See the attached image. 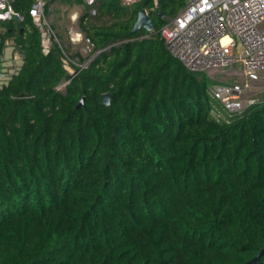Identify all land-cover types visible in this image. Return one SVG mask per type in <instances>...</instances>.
Instances as JSON below:
<instances>
[{
    "label": "trees",
    "instance_id": "16d2710c",
    "mask_svg": "<svg viewBox=\"0 0 264 264\" xmlns=\"http://www.w3.org/2000/svg\"><path fill=\"white\" fill-rule=\"evenodd\" d=\"M187 2L141 0L100 26L86 7L98 54L75 76L58 43L43 51L34 0L0 22V51L25 52L0 87V264H264V100L217 121L211 78L131 32L140 9L158 30Z\"/></svg>",
    "mask_w": 264,
    "mask_h": 264
},
{
    "label": "built area",
    "instance_id": "2783aa9c",
    "mask_svg": "<svg viewBox=\"0 0 264 264\" xmlns=\"http://www.w3.org/2000/svg\"><path fill=\"white\" fill-rule=\"evenodd\" d=\"M15 1L0 0V22L22 20ZM102 1L105 0H83L92 14H96L97 4ZM119 1L131 6L141 0ZM47 3L48 0H34L30 8L43 51L48 53L58 43L64 52L65 68L75 76L95 55L83 62L68 56L46 18ZM154 33L164 38L168 51L186 68L211 78L210 113L217 121L230 122L231 117L258 102L257 86L264 82V0H188L160 29L151 32ZM85 41L93 51L91 38L87 36ZM24 60L22 47L6 40L0 51V87L19 73ZM69 81L58 88L64 89Z\"/></svg>",
    "mask_w": 264,
    "mask_h": 264
},
{
    "label": "rangeland",
    "instance_id": "374dc122",
    "mask_svg": "<svg viewBox=\"0 0 264 264\" xmlns=\"http://www.w3.org/2000/svg\"><path fill=\"white\" fill-rule=\"evenodd\" d=\"M128 12L124 13L121 17L116 15H105L98 16V12L94 17H89L88 22L92 25H110L117 21L125 20L129 17L130 12L134 5L124 6ZM88 8L84 6L79 0H48L45 15L47 20L55 28L58 39L65 48L68 56L76 61L83 62L80 58H89L91 55H97L98 51H90L86 45L85 38L87 37L86 33L82 30V23L80 17L84 15ZM4 31V28H2ZM77 53L80 55V58L77 56ZM240 67V65H238ZM258 102L264 100V82H261L257 86Z\"/></svg>",
    "mask_w": 264,
    "mask_h": 264
},
{
    "label": "water",
    "instance_id": "95a60500",
    "mask_svg": "<svg viewBox=\"0 0 264 264\" xmlns=\"http://www.w3.org/2000/svg\"><path fill=\"white\" fill-rule=\"evenodd\" d=\"M143 29L148 32H153L155 30L154 20L150 12L146 8H142L139 10L137 19L134 23L131 32H140ZM102 101L104 104L109 105L111 103V94L110 93L103 94ZM83 103H84V98L79 102L78 106H80ZM263 254H264V248L258 254L257 258L261 257Z\"/></svg>",
    "mask_w": 264,
    "mask_h": 264
},
{
    "label": "crops",
    "instance_id": "0c3cea01",
    "mask_svg": "<svg viewBox=\"0 0 264 264\" xmlns=\"http://www.w3.org/2000/svg\"><path fill=\"white\" fill-rule=\"evenodd\" d=\"M80 2H82L84 4L85 7H87V5H85V3L83 2V0H81ZM8 40H13L15 42V40L12 38V39H8ZM9 51V49H8Z\"/></svg>",
    "mask_w": 264,
    "mask_h": 264
}]
</instances>
